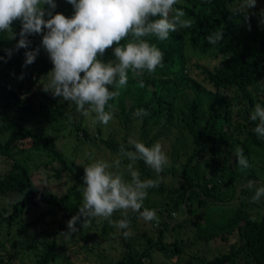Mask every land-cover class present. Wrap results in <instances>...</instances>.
Wrapping results in <instances>:
<instances>
[{
	"label": "trees",
	"instance_id": "1",
	"mask_svg": "<svg viewBox=\"0 0 264 264\" xmlns=\"http://www.w3.org/2000/svg\"><path fill=\"white\" fill-rule=\"evenodd\" d=\"M186 2L187 4H176L174 9L182 8L186 13L185 18L195 21L194 26L171 32L168 39L164 41H160L155 36L143 38L150 44H155L164 53L162 66L151 74L145 71L140 77H133L129 71L127 85L120 89L119 97L109 101V106H106V111L109 110V107L113 109L116 125L112 126L104 142L113 153L119 156L121 145L131 150V146L127 142L132 133L139 134L138 140L151 147L157 138L163 137V135L164 137L169 136L172 132L174 134L171 146L172 161L168 165L172 169L175 168L174 165L181 153V148L187 145L190 140L194 142L192 154L198 152L205 141L211 148H221L229 153L231 149L229 151L227 146L231 143L237 145V141L239 143L237 148L243 149L249 164L258 165V169L264 172V138H259L254 132L259 121H252L249 118L254 106L258 103L261 104V100L255 99L256 93L264 94V21L254 22L250 14H248L247 20L243 13L234 14L232 10L240 0H186ZM69 5L66 0H57L55 11L62 10ZM241 19L246 20L244 29L249 36L233 44L234 33L239 27ZM12 27L14 32L18 33L17 30L21 27L20 21H15ZM218 30L224 32L222 41L215 45L208 43L207 37ZM18 38L17 36V39L10 40L9 33L0 32V57L7 60V62L0 60V115L28 114L31 117L40 118L37 120L38 122L63 118L69 124H73L77 131L81 130L88 136L87 126L81 122L74 123L70 117L74 106H76L74 103L68 108L64 107L60 97L53 98L51 93L40 91L42 89L40 77L46 76L53 67L50 59L39 61L36 57L33 64L22 67L25 52L41 44V40L36 35L29 37L32 44L28 49L15 50L11 58H7L5 50L15 49ZM233 46L234 48H232ZM188 48L196 49L202 55L209 54L219 57L222 54L224 56L220 59V65L213 66L212 69L192 63L204 75V80H199L188 72ZM21 74H23V79L19 78ZM26 78L29 79L28 83ZM141 80L144 82L143 88L139 86ZM229 94H233L232 96L241 95L244 102L242 107L244 110L242 119L244 120L236 127L232 124ZM140 108L146 109L149 115L136 117L134 113ZM101 130L102 124L97 123L96 134H100ZM0 132L7 133L5 140H0V155L11 159L8 168L0 173V195L18 193L20 196L18 200L10 203L9 210H0V230L2 227H11L6 231L9 236L13 233L15 222L28 204H47L48 207L42 210L35 219L24 222L19 230H23L47 216H54L63 208L62 199L57 192H53L47 187H39L34 182L32 177L34 169L43 168L45 180L54 178V181L58 180L62 185L65 184V181L61 182L62 178L67 176L70 184L65 195L72 192L79 194L80 191H83L84 170L68 163L64 152L57 146L55 138L39 133L23 122L9 120L0 123ZM115 134H120L119 140L115 139ZM33 149L40 150L44 154V158L40 159L33 167L27 163L29 153L22 158L15 156ZM192 154L183 164L180 173L186 182L187 192L182 194L183 201H187L189 205L190 218L177 221L171 226L163 218L151 221L155 223V227L152 229L156 231L157 235V247L153 249L161 252L164 256L171 255L173 262L177 261L182 252L183 256L188 258L185 264H194L195 260L197 261L195 264H264V202H261V213L256 210L255 216H253L252 198L248 196L242 198L240 191L238 198L242 199L235 207H232L233 216L224 221L225 225L212 220L209 216L205 218L192 217L196 213V207L192 206L194 198L200 203H206L205 197H217L224 202L234 196V191L229 194L225 188L222 195L211 191L206 184L201 183L202 176H196L193 179L191 177ZM235 154L236 151L233 155L235 156L234 163L231 164L232 170L228 177V182L233 190L236 177L242 175L245 170L251 171L248 168L240 170ZM123 161H127V159L125 158ZM137 162L149 176L151 167L142 160ZM211 188L216 190L219 189V186L215 183ZM177 191L178 188H174V193ZM243 193L247 195L246 190ZM160 204L163 209L168 210H166L168 217L169 206L166 203ZM174 204H177L175 200ZM151 205V208L156 206L154 203ZM137 214L129 211L127 213L129 221H134ZM123 218L124 215L115 214L111 219L118 221ZM91 222L98 223L97 218H92ZM182 222L184 223L182 224ZM113 227L108 221L103 220L100 235L105 237L108 230ZM229 227H235V233L238 234L240 242L226 252L200 260L197 254L210 248L195 253L182 248L183 237L192 231V235L204 244L216 240L225 242ZM77 228V232H81L83 229L86 231V226H81L79 223ZM150 229H143L140 233L145 234ZM167 231H171L174 236L172 241H166ZM117 232L118 230L115 231V234ZM137 233L139 232L134 233L131 238L137 236ZM146 238L152 237L146 235ZM5 244L6 241L0 239V264H12L8 259L2 262ZM57 245L55 239L47 241L46 246L37 254L33 264L56 262L57 257L61 256ZM151 250H147L146 255L149 256ZM7 256L8 253L5 258ZM112 263L142 264L140 257L133 259L130 255L128 259L120 257Z\"/></svg>",
	"mask_w": 264,
	"mask_h": 264
},
{
	"label": "clouds",
	"instance_id": "2",
	"mask_svg": "<svg viewBox=\"0 0 264 264\" xmlns=\"http://www.w3.org/2000/svg\"><path fill=\"white\" fill-rule=\"evenodd\" d=\"M66 2L73 7L71 17L55 11L57 0H0V32L9 33L10 40L19 37L15 49L5 50L8 59L13 51L29 48L32 44L30 36H42L41 45L53 65L42 90L51 93L53 98L61 97L74 103L77 111L89 118L92 125H107L113 119V109L109 107L106 111V106L119 97L120 89L127 85L129 71L133 77H140L145 71L151 74L162 66L164 53L144 37L155 36L164 41L171 32L191 28L195 24L193 19L185 18L182 8L174 9L178 0ZM256 3L257 0H240L232 11L234 14L243 13L247 20L248 10ZM17 20L21 24L18 33L12 27ZM223 37L224 32L218 30L210 34L207 41L215 45ZM108 49H113L115 62L101 59ZM39 52L40 47L26 51L22 67L33 64ZM0 60L7 62L4 57ZM19 78L23 79V74ZM139 86L144 87L142 80ZM134 115L144 117L149 113L140 108ZM249 118L259 121L254 132L259 138H264V107L256 104ZM127 143L131 150L121 145L119 156L111 162L100 159L84 167L82 203L77 215L67 222L68 231L63 234L71 236L78 231V223L86 226L92 218L106 220L117 229H129V210L139 213L145 222L156 220V211L143 208V202L148 189L157 187L158 181L142 180L135 164L142 160L159 174L168 164V157L160 142L149 147L130 137ZM235 155L239 166L249 167L243 149L237 148ZM125 158L130 180H126L121 172L114 171L121 168ZM261 196H264V187L256 190L253 202ZM115 212H122L124 218L113 221L111 218ZM130 234L129 231L123 233L125 237Z\"/></svg>",
	"mask_w": 264,
	"mask_h": 264
},
{
	"label": "rangeland",
	"instance_id": "3",
	"mask_svg": "<svg viewBox=\"0 0 264 264\" xmlns=\"http://www.w3.org/2000/svg\"><path fill=\"white\" fill-rule=\"evenodd\" d=\"M177 4H187L186 0H178ZM47 8V6H45ZM56 12L63 13L65 16L71 17L73 14V7L70 4L62 10H56ZM248 14L252 16L253 21L263 22L264 21V0H257L256 6L248 10ZM48 17L46 16L45 19ZM246 20L241 19L239 27L234 33L233 44L237 43L240 39L246 38L249 36L244 29ZM20 29L17 30L19 32ZM40 40L42 39L41 35H36ZM126 42V41H125ZM40 47V52L38 54L39 61H43L48 57L47 52L43 49L42 45H36ZM234 48V46L232 47ZM107 56V57H106ZM224 55L219 57H214L209 54L202 55L196 49H187V65L188 72L196 76L199 80H204V75L199 68L193 66L192 63L196 65L208 67L212 69L213 66L220 65V59ZM102 60L114 61L113 49L106 50V53ZM191 65V67H190ZM27 79V78H26ZM40 85L47 82V77L43 75L40 77ZM29 79H27V83ZM40 91H43L40 89ZM229 94L228 101L231 103V118L233 126H238L237 124L242 123L244 119V110L243 99L241 95L232 96ZM255 99L261 100L262 107H264V94L256 93ZM64 107L72 106V103L69 101H64L60 97ZM241 113V114H237ZM95 114H92L94 117ZM70 117L74 120V123L81 122L83 125L87 126L88 136H86L83 131H77L73 124H69L66 119L58 118L51 119L49 121L37 120L40 118L31 117L28 114L21 113H9L6 115H0V123H4L9 120H17L23 122L29 127H32L35 131L53 137L56 140L57 146L64 152L68 163L74 165L75 167H80L84 170L89 163L95 160H107L111 162L118 156L113 153L105 144L104 139L108 135L109 131L112 129V126L116 125L115 116L107 124H102V130L100 134H96V125H92L89 118L84 117L80 112L77 111L76 106L72 111ZM156 131V128L154 132ZM153 133V132H152ZM120 134H115V139L119 140ZM7 133L0 132V140H5ZM138 139L139 134L132 133L129 138ZM174 134L171 132L169 136L159 137L156 139V142H160L163 146L168 157V164L164 167L163 171L157 174L152 168L149 171V176L147 172L141 168V165L136 162L135 169L140 173V178L142 180L153 179L158 181V186L155 188L148 189V195L143 202L144 208H148L156 211L157 219H164L167 221L169 226L174 225L177 221L183 219H189L190 214L188 211L187 201H183V192H187L186 182L180 175L181 168L189 155L192 154V146L194 144L193 140L187 143L183 148H181V153L176 159L174 165L175 168H169L168 165L172 161L171 158V146L172 139ZM153 144V145H154ZM236 144L239 143L236 141ZM237 145L232 143L227 146L231 149V152L227 150H221V148L213 149L208 142H203L202 148L192 154V174L193 179L196 176H202L201 183L206 184L207 187L214 191L216 194H223L222 191L225 188L229 194H232L233 197L230 200L222 202L219 198H207L205 197L206 203H200L198 200L193 199L191 204L196 207V210L192 217H206L209 216L212 220L222 223L225 225L228 218L233 216L232 207L240 201L242 198H252L255 195V192L258 188L264 187V172L259 170V166L256 164H249L248 169L251 171L247 172L246 170L242 175L236 177L234 180V190L230 187L228 182V177L231 173V164L234 163V153L237 149ZM29 153V159L27 163L29 166L33 167L40 159L44 158V154L40 150H31L22 153V155H15L18 158H22ZM11 163V159L0 155V173L8 168ZM128 161H123L121 168L119 170L114 169V171H119L124 175L126 180H130L128 175L127 168ZM240 166V170H244ZM253 170V171H252ZM255 170V171H254ZM252 174H247V173ZM33 180L39 187L50 188L53 192H57L62 199L63 208L54 216H47L44 219L29 225L23 230H19V227L24 222H29L32 219L38 217L39 213L48 207L47 204H33L30 203L27 205V208L21 213L19 219L15 222L13 226V233L8 236L6 234L7 230H10L11 227H2L0 230V239L6 241L5 246L3 247L4 254L2 255V262H5L8 259L12 264H33L34 260L37 257V254L42 248L46 246V242L55 239L57 242V250L59 255L57 261L49 264H113L112 262L120 257L129 258V255L133 259L141 258L142 264H185V261L188 260L186 256H183V253H180L177 261L173 262L171 255L164 256L161 252L154 250L153 248L157 247V235L156 231L152 228L155 227V223L151 221L145 222L140 218L139 213L134 217V221L130 222L129 229H114L110 228L108 234L103 237L100 235L102 231V221L103 219L97 218L100 223L91 222L86 225V231L83 229L81 232H75L71 236H66L65 232L68 231L67 222L71 219L72 216L77 215L78 209L82 203V191L80 193H69L66 194L67 188L70 184V181L67 176H64L61 180L65 181V184H60L58 180L54 181V178H49L45 180V171L43 168L38 170L34 169ZM252 183V186L249 187V183ZM217 183L219 189L213 190L211 187L213 184ZM174 188H178V191L174 193ZM246 190L247 195L243 193ZM241 191V197L238 198V194ZM171 194V195H170ZM64 195V196H63ZM220 195V196H221ZM20 198L18 193H9L0 195V210L7 209L9 210L10 203H13ZM174 200L177 204H174ZM252 201V214L255 216L256 210L261 213V202H264V196L258 201ZM154 203L156 206L151 208V204ZM160 203H166L169 206L170 214L167 217L166 210L163 209ZM175 205V206H174ZM160 209V210H159ZM159 210V211H158ZM131 211V210H129ZM128 211V212H129ZM168 211V210H167ZM158 212V213H157ZM124 215L122 212H115L114 215ZM160 217H159V215ZM64 215V216H63ZM67 215H71L68 217ZM112 216V218H113ZM252 216V215H251ZM120 220V219H119ZM184 222H182L183 224ZM223 225V226H224ZM151 228V229H150ZM143 229H150L147 233L141 234L140 231ZM115 234V231H117ZM167 230V229H166ZM124 231H129L131 234L127 237L122 235ZM137 233L134 238L131 236ZM193 232V231H192ZM190 232L189 235H185L182 239V248L185 251L196 252L199 250H204L210 248L200 254L199 259H207L214 255H217L222 252H226L228 249L237 245L240 242L238 234L235 233V227H229V233L227 241L216 240L215 242L204 244ZM146 235H151L152 238H146ZM8 238L6 239V237ZM174 236H172L171 231H167L165 234V239L167 242L172 241ZM127 244V246H126ZM153 249V250H151ZM147 250L150 251V255L147 254ZM184 252V251H183ZM8 256L5 258L6 254ZM196 255V254H195ZM177 262V263H176ZM197 261L195 260V263ZM194 263V264H195Z\"/></svg>",
	"mask_w": 264,
	"mask_h": 264
}]
</instances>
